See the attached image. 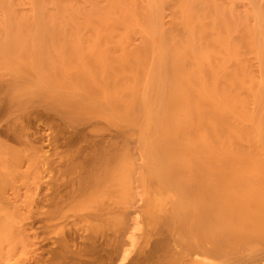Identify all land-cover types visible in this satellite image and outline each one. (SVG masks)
<instances>
[{
    "label": "bare ground",
    "instance_id": "1",
    "mask_svg": "<svg viewBox=\"0 0 264 264\" xmlns=\"http://www.w3.org/2000/svg\"><path fill=\"white\" fill-rule=\"evenodd\" d=\"M139 1L36 0L35 10L30 15L18 13L11 5L2 6L4 14L0 20V28H11L10 31L16 33L9 36L10 39L7 42L10 45L4 50L0 49V63L9 62L18 81L8 85L6 93L4 92V108L3 110L0 108V116L13 115L4 127L0 125L1 139L6 141L0 140V154H3L4 159L6 154L4 150L7 151L9 148L6 143L10 141L13 145L16 144L18 150L12 145L16 153L10 150V153L12 151L15 154H9L8 160L11 161L14 155L17 156V151L18 155L22 154V159H17V162L14 158L11 164L7 160L10 166H14L12 162L21 165L19 161L27 159L31 161L28 162L30 168L34 162L32 159L40 160L36 164H53V168L52 166L49 170L46 168L49 174L55 177L53 179L49 176V180H53L50 181L51 183L48 181L51 186L46 184L48 186L46 191H50V194L46 193L48 202L46 199L45 201L49 203L46 206L50 205L49 207L53 210L56 207L61 209V205L66 206L71 200L74 202L79 200L78 204L69 203L73 207L75 204L78 205H75L76 208L79 207L70 210L80 212L88 209L89 216H85L94 221L88 227L86 226L89 230L87 236L79 233L74 235L76 229L73 235L71 232L66 235L62 230L60 234L57 233L58 236L56 235V239L51 241V246L45 248L46 250L41 245L43 240L38 242L39 238H34L36 240L33 241V245L36 246L34 249L38 251L34 254L36 255L34 259L37 260L35 263L112 264L114 254L119 253L118 245L113 241L112 229L116 225L117 217L121 220L124 213L123 216H119L122 212L117 209L118 207L116 208L118 196L115 188L118 189V182L122 178L118 172L122 174L132 164L127 166L130 161L125 162L126 158L130 160L126 157L128 153H122L123 159L120 158L122 154L118 153L117 156L114 152L107 150V147H113V143L108 144L102 141L103 139L100 138L102 131L100 135L93 124L95 131L90 127L92 131L89 130L88 133L87 120H99L103 117L100 116V111L107 114L111 108L113 115L117 113L119 118L124 117L122 120L132 122L133 117L138 114L136 112L134 115L131 111L136 106H140L141 109L145 99L143 96L140 97L135 88L127 85L126 81L133 76L128 77L127 66L125 67V62L120 57L104 61L94 60L88 68L84 65L86 69H83L80 63L81 69L75 64L73 66L72 62L77 60L79 52L76 49V43L72 40L73 36L65 34L64 31L122 28L131 34L130 31L152 32L160 29L157 27L158 16ZM251 1L254 8L258 10V14L256 13L258 17L253 16L255 20L258 18V21L256 20L258 24L254 22L255 30L254 26H251L253 21L251 20V24L249 20H254L252 14H255L256 9L251 13L250 19L249 14H245L247 10L242 11L244 15L238 12L236 16L234 15L237 13H235L236 9H232V0H179L172 8V26L168 31L162 32L161 39L159 38L162 44L170 47L165 52L167 65L164 66V76L162 75L167 90L163 85L165 90L162 89L163 92L161 89L157 90L160 93L157 95L155 93L151 98L150 105L154 104L157 113L154 107V110L151 108L152 106H149L150 111L147 108L145 112H143L144 109L138 110L146 114L155 113L152 114L155 115V121L159 123V129L155 128L159 130V134L157 137L158 132H154L157 130H152L157 138L154 139L153 136L151 146L154 141L156 150L161 151L160 158L177 176L175 177L177 184L171 183L175 188L177 185L180 205L168 218L158 216L159 214L151 215V224L158 227L156 233L163 234L164 237L161 236V239L158 238L156 242L152 241L154 243L150 245V249L146 250L147 252L142 250V253L139 252L140 257L129 263L185 264L187 261L186 264H206L203 260H196V257H199L197 255H200V258L204 257L203 259L216 258L221 254L240 250L254 243L264 245V0ZM60 30L63 31L59 33ZM125 33L124 37L127 35ZM129 33V36L123 37L125 39V41L122 39L123 42H127V37H129L127 40L131 42ZM253 55L258 58L260 64L256 60L254 63L261 65L263 69V71L260 70L263 76L259 75L262 77L260 79L258 77L259 80L255 76L256 71L252 70L254 64L251 59H255ZM71 68L76 69L72 72ZM119 80L121 83L125 80V83L120 84ZM109 85H113V88L108 89L111 91L108 92L109 97H107L105 89ZM115 85L119 87L115 89ZM108 90L106 89V92ZM35 96L39 105L41 104L38 96H44L39 97L41 101L49 98L44 101L46 104L44 107L41 105L46 115L47 111L51 110L50 113L48 112V118L52 117V111H55L66 123L65 125L60 120L62 127L60 122L58 125L50 124L49 126L47 120V124H43V127L46 126L44 130L50 131V134L43 131L47 137L44 133H42L43 136L39 133L43 127L40 130L37 125L32 132H27L30 127L32 128V119L35 117L33 121L38 122L37 117L39 118V113H42L40 111L35 114L36 110L32 113L31 109L26 111L33 107ZM31 98L34 101H31ZM36 101L33 105L38 106ZM24 105L30 107L25 108ZM34 107L32 109L38 108ZM130 112L134 115H130L132 119H128L129 116H127ZM113 115L105 116H109V119L112 117L114 120L112 122L115 124L116 119ZM107 117L106 121L109 122ZM48 118L45 117V119ZM112 122L109 123L113 126ZM70 123L72 126L76 125L72 127ZM118 123L120 124V121ZM77 124L81 126L77 127ZM66 127L72 130H67ZM154 127L152 126V129ZM110 136L112 139L113 135ZM43 137L45 140L47 138V145L46 143L45 145L50 147L49 150L55 151L60 147L62 150L48 155L47 151L42 150L45 146ZM156 150L154 151L158 152ZM155 152L153 154H156ZM26 153L28 158L23 156ZM53 155L56 156V160H52L51 163L48 159L50 160L49 156ZM2 157L0 156V213L3 210L4 214L5 208L10 209L9 204L11 205V202L13 204V199L15 202L21 197L18 194L20 188L16 185L21 175H13L15 171L18 173L15 169H18L17 167L21 169V167L14 166V172L11 171L13 167L9 169L12 174L8 170L11 167L1 160ZM119 158L124 160H121L125 163L124 165L121 163V166ZM25 162L21 163L24 165ZM3 164L7 165L8 168L5 169L9 173L2 168ZM20 169L19 171L22 172ZM35 169L37 170L36 167ZM14 184L17 187H14ZM126 188L129 190L128 187ZM7 194L12 197L9 195L10 198ZM12 206L17 213L18 207ZM71 206L69 207L73 208ZM186 206H189V209ZM6 211L8 215V210ZM46 211H40L37 215L48 216ZM0 216L2 217V214ZM46 216L42 218L46 220ZM82 216L80 217L84 218V215ZM8 218L6 220H9ZM119 219L116 222L117 225L123 220L119 221ZM126 220H123L124 223ZM73 224L75 225V222ZM87 228H84V232ZM23 230L20 231L24 233ZM176 231L187 234L188 240L181 242L175 236ZM167 237L172 238L171 240L168 238V241ZM171 242L179 247L180 251L175 250L176 247ZM38 245H41L42 249ZM144 245L147 246L145 243ZM119 248L121 250L122 247ZM36 251L34 250L33 253ZM129 251H131L130 248ZM43 253L46 257H43Z\"/></svg>",
    "mask_w": 264,
    "mask_h": 264
},
{
    "label": "rangeland",
    "instance_id": "2",
    "mask_svg": "<svg viewBox=\"0 0 264 264\" xmlns=\"http://www.w3.org/2000/svg\"><path fill=\"white\" fill-rule=\"evenodd\" d=\"M178 1L179 0H140L139 1V3H142V5H147L155 13V15L158 16V24H157L158 26L157 27L160 29H157V30L152 31V32H150V31L149 32L130 31L132 34L131 35L126 30L125 31L127 33H125L124 29H122V28L121 29L120 28H116V29H114V28H97V29L96 28H88L87 29L86 28V29H80V30L74 29V30L64 31L65 34H69L70 36L71 35L73 36L72 40L74 41V43H76L75 44L76 49L79 52L78 56H77V60H74L72 62L73 63L72 65L78 66L77 68H79L82 65L83 69H86V68H84V65H85V67L88 68V66L91 65L94 60L98 59V60L104 61L105 59L110 60L112 58L120 57L121 59L124 60L125 67L127 66L126 71H127V73L129 72L128 77L133 76L131 79L129 78L131 81L129 79H128L129 81H126L127 85L129 84L133 88H135L137 90L138 94L140 95V97L143 96V98L145 99L144 101H146V102L143 101V104H141V105H143V107H141L142 110L144 109L143 112L146 111V108L150 111L149 106L150 107L152 106L151 108L154 107V104L150 105L151 101H152L151 100L152 96L155 95V93H156V95L159 94L160 91H159V93L157 92V90H159V89H161V92H163L162 91L163 85L165 88L166 83L164 82V78L162 77V75L164 74V69H165L164 66L167 65L165 52L170 47L165 46L164 43L162 44L160 39H161L162 32L168 31L170 29V27L172 26V23H171V21H172V16H171L172 15V8L174 5H176V3ZM236 2H237V0H236ZM251 2H252L251 0H238L237 5H236L234 3V0H232V5H233L232 9H234V10L236 9L235 13L237 12L234 15L237 16L238 12L242 13V11L247 10L249 12L247 13V11H246L245 14H249L248 16L250 19L251 13H253L255 11V9H256V12H254L255 14L258 11L257 8H254V4H252ZM35 4H36V0H0V20L4 14L2 6L11 5L15 8V10L18 13L24 14V15H28V14L30 15L35 10ZM234 4H235V6H234ZM252 9H253V11L251 12ZM242 14L244 15V13H242ZM242 14H239V15H242ZM255 14H252V18H254L255 16L258 17L257 16L258 13L256 15ZM255 18H254V20H255ZM251 20L253 21V24H252ZM254 20L250 19L249 21L252 24V25L251 24L250 25L252 27L254 26V30H255L254 22H256V20L258 21V18L255 21ZM249 21H248V25H249ZM256 23L258 24V22H256ZM10 29L11 28H0V49L4 50L5 47L10 45L9 42H7L10 39L9 36L14 35L16 33L14 31H10ZM62 31L63 30H60L59 33H61ZM132 32H135V33H132ZM20 33L25 34L26 32H20ZM124 33L127 35H128V33L130 34V41L131 42H129V39L127 40V38H129V37L126 38V41H127L126 43L123 42L122 39H124L127 36L126 35L124 37L123 36ZM124 41H125V39H124ZM253 57H255V59H251L253 64H254V67H252L254 69H252V70L256 71L255 74L257 73V75H255V74L254 75L258 79L259 75L263 76L262 72H260V70L263 71V69L260 67L261 65L259 66L260 63H259L258 58L254 55H253ZM249 60H250V56H249ZM254 60H256V62L259 64L254 63L255 62ZM77 63L78 64L80 63L81 65L80 64L78 65ZM159 68H161V69H159ZM74 69H76V68H74ZM74 69H72L71 71L74 72L73 71ZM79 69H81V68H79ZM162 69H163V71H162ZM159 71H160V73H159ZM254 71H253V73H254ZM16 77L17 76L13 72V69L10 67L9 62L6 61V62L0 63V104H1L0 108H2V110L4 108L3 106L5 105L4 98H5L6 88H8V85L10 83H12L14 81L15 82L18 81V80L16 81ZM161 78H163L162 82H161ZM260 78H262V77L260 76L259 79ZM123 82L125 83V80L122 81V83ZM119 83L122 84L120 82V80H119ZM119 85H115V89H117L119 87ZM108 87H110V88H108ZM108 87L106 88L107 90L111 89V87L113 88V85L112 86L109 85ZM166 88H167V86H166ZM106 89H105V93H106L107 97H109L108 92L111 91L112 89L108 90L107 92H106ZM165 89H163V90H165ZM52 95L56 96L55 94H52ZM39 97L43 98L44 96H38V99L40 100L39 101L40 104L44 107L46 105L44 101L48 100L49 98H47V99L44 98V100L41 101V99ZM35 98H37V97L35 96L33 99H35ZM33 99L31 98L30 100L34 101ZM35 101H36V99H35ZM35 101L33 102V104L35 103ZM37 102L38 101H36V104H38V106L33 105V104H32V106L33 107L36 106L38 108L32 109L33 107H31V108H28V110L26 109V111H29L31 109L30 111H32V113H34L33 111L36 110L35 114L42 111L41 105H39V103H37ZM41 102H43V104ZM48 102L49 101H47V103ZM28 104H29V102H28ZM25 105H24V107H25ZM24 107H22V108H24ZM27 107H25V108H27ZM106 108H109V106H106ZM136 108H137V110H136ZM154 108H155V112L157 113L156 107H154ZM154 108H153V110H154ZM37 109H38V111H37ZM109 109L110 110L106 109V110H108V113L107 112H105V113L112 116L113 114L111 112L113 110L111 108H109ZM138 109L140 111H142L140 109V106H136L134 108V110H136V111H134V110L131 111L134 115L138 114V115H136V117L134 115H132L131 112H130V114L128 113V115H127V116H129L128 119L131 118L130 115L135 117V119H134V117H133V119L131 118L132 122H126V120L125 121L122 120L124 117L121 119L117 116V113H116L115 115H113L114 116L113 118L116 119V123H115L116 125H115L112 122V121H114V120H112V117L109 119L108 118L109 116L108 117L105 116L107 114H104L102 110L99 113L100 116H103L101 118L102 120L99 118H98L99 120H97V119L87 120L89 129L87 130V128H86V130L88 133L92 130L95 131L94 129L97 127L99 133H100V131H102L101 132L102 137H100V138H102L103 140L102 139L101 140L108 142V144L113 143V147L111 146L112 149H110L111 147H109V148L107 147V150H109L110 152L111 151L114 152V154H117V156H118V153H119V155L122 153L123 154L128 153V155L126 154V157H129L130 160L128 158H126V159H128V161H126V159H125V162L130 161L129 164L127 163L128 164L127 166L132 164L131 166L127 167L129 169L128 170L125 169V171H123L124 170V166H123L122 171L124 173L122 172V174H120L121 172L120 171L118 172L120 177L122 175L120 182H118L119 185H117V182L115 184V186L116 185L118 186V189L115 188L116 192H117V196H118V198H117L118 203H116V208L118 207L117 209H119L122 213L118 212V210H117V212L121 214V215L119 214V216H123L122 214L124 213L123 217H125L124 219L125 220L127 219V220H126V223H124L125 221H123L124 219L122 217L121 218V220L123 219L122 223L119 222L117 225L116 222L119 219L117 217V221L115 222L116 225L114 226V229H112L113 234H112V232H111V234L113 235V238H114L113 241H114V243H116L118 245L117 250L119 251V253L117 252V254H114V257H113L114 260H113L112 264H132L129 262H131L133 259L135 260L138 257H140L139 254L142 253V250H145V252H147L146 250L150 249L151 248L150 245L152 246V243H154L152 241H154V240H155V242L158 241L157 239L163 235V234L160 235L159 233L158 234L156 233V229L158 227H157V225L153 226L151 224V222H150L151 215H156V214L158 215L159 214L158 216H164V218H168L171 216V214L173 212H175L174 210L177 209V206L180 205V203H179L180 202L179 190H177L178 189L177 185H176V188L174 186L175 184H177V182H176L177 180H175V179H177V178H175L177 176L174 175L175 174L174 172L172 173L171 168L164 163L165 161H163L162 158H160L159 154L161 151L159 152V149H157L158 152L154 151V150H156V147L153 144L154 141L152 143V145L154 147L151 146V142H152L151 140H153V136L156 134V133L153 134L152 130L153 131L157 130L154 132H158L159 131L158 130L159 129V125H158L159 123H158V121H155V115L152 114L154 112H152V113L149 112L150 115H148L149 114L148 112H147L148 114H146V113L140 112ZM153 110L151 109V111H153ZM49 111H51V110H49ZM49 111H47V115H46V112L44 109H43L42 113L41 112L40 113L43 114V112H44V114L48 118V112ZM109 111H110V113H109ZM40 113H39V115H40L39 118L37 117L38 122H37V120L33 121L35 117L34 118L31 117V119L33 118L32 119L33 124L34 123L35 124H34V126H33V124L31 125L32 128L31 127L29 128L30 130L27 131L28 133L32 132V129H35V127L37 125L40 130L43 129L41 132H39V133H41V135H42V133H44L43 131H45L46 133L48 132V134H50V131L44 130V129H46V128H44L46 126L43 127V124H47V122H48L49 126H50V124H52L54 126L56 124L58 125L59 122L61 123V121L63 122V119L61 120V118L59 117L60 115H58L59 113H55V111L54 112L52 111L53 115L49 114L50 116L52 115V117L49 116L52 119H50V118L45 119L46 116L44 114L41 115ZM54 114H56L57 117L54 116ZM12 116L9 114L8 115L5 114V116L2 117V115H1L0 116V117H2L0 119L1 120L0 125L2 124L1 127H4L6 125V123H8L9 120L12 118ZM42 116H45V117H42ZM100 116H97V117H100ZM116 116L119 119H117ZM153 116H154V119H153ZM106 117L110 120L109 121L110 123L111 122L113 123V126L108 121H106L107 120ZM157 119H158V117H157ZM117 120L120 121V124L118 123ZM87 121H85V122L87 123ZM123 121H124V123H121ZM127 121H129V120H127ZM89 122H90V124H89ZM84 123L82 124L83 126H84ZM64 124L66 125V123H64ZM71 124L72 123H70V125ZM60 125L62 127V123ZM75 125L76 124H74L73 126H75ZM80 126L81 125L78 126V124H77V127H80ZM92 126L95 128H93ZM152 126L153 127L155 126L154 129H152ZM90 127H92L93 129L91 130ZM155 128H158V129H155ZM66 129H67V127H66ZM67 130H72V129L69 128ZM46 133H44L45 137H47ZM99 133H98V135H99ZM101 133H100V135H101ZM158 134H159V132L156 134L157 137H158ZM110 135H113L112 139H110L111 138ZM45 137H43L44 140H45ZM155 137L156 136H154V139H155ZM0 140H1V142H6L3 138L1 139V136H0ZM46 140H47V138H46ZM46 140L44 141L43 145H45V143L47 145ZM61 140L62 139H60V142H62ZM106 142L105 143L103 142V143L107 145ZM9 143H11V142L8 141L6 143V145L8 144L7 146L9 147L8 148L9 150L7 149V151H9V152L7 154V151L4 150V153L6 152L4 159L2 157L3 154H0V156L2 157L1 160L5 161V163L7 165H9V163L6 162L8 160V158L10 157L9 154L12 153V155H13L16 153L14 151V149L16 148V144L14 143L15 145H13L12 143L11 144H9ZM46 145L43 147L42 150L47 151L48 155L49 154L51 155L53 153L54 154L58 153V152H60V150H62V149H60L61 147L55 151L52 149L49 150L50 147H47ZM36 146L37 145H35V147ZM152 147H153V149H152ZM263 147H264V145H263ZM123 148H125V149H123ZM151 149L156 154H153ZM10 150H12L15 153H13L12 151L10 153ZM128 150H129V152H128ZM148 150H149V152H148ZM1 152H2V150H1ZM18 153L19 152L17 151L18 157L16 155H14V157L11 156L12 157L11 161L13 158H14L15 162H17V159H22V157H21L22 154L20 156V154L18 155ZM28 153H29V151H28ZM28 153L24 154L23 156L25 158H28L27 157ZM123 154L121 155L120 158H123L122 157ZM6 156H7V159H6ZM15 157H17V158L15 159ZM24 157H23V159H24ZM34 157L37 159V157L35 155H34ZM34 157H32V158H34ZM49 158H50V160L48 159V161H50V162L52 160H54V161L56 160L55 155L49 156ZM120 158H119V160H120ZM123 159H121V160H123ZM8 161H10V160H8ZM11 161H10V164H11ZM25 161L20 160L19 163L21 165H18V163L15 164V162H12L13 163L12 165H14L15 167H17V165L21 167V169L19 167H17L18 169H15V170H18L17 171L18 173H16V171L14 170V166L9 165V167H11V168H8V167H6L7 166L6 164L5 165L3 164L4 166L2 167L7 173H9V171H10L9 169H12V167H13V169L11 171L12 172L15 171L16 174L15 173L13 174L11 171L10 172L13 175H17V174L21 175V176H19V178L22 182L19 179H17L18 184H16V185L20 188V190L18 188L19 191L18 190H16V191H18L19 192L18 194L21 196L19 198L17 197L18 199H17V201H15L17 203L15 204L14 199H13V204H12V202H11V205L9 204L10 209H9V207H6L7 204H6V206L3 205V207L4 206L6 207L5 212L3 214V210H2L0 213V215L2 214V217L0 216V225H1V228H0V264H39V263H35V261L37 262V260L34 259L36 256L34 254L38 253V251H36V249H34V248H36V246L33 245V243L36 241V240H34V238H36V237L39 238V239H37L38 242H40L39 240H41V241L43 240L41 242L42 244L41 243L40 244L44 247L43 249L46 250L48 246H51L50 245L51 241L56 239V237L58 236V234H60V232L62 230H63L62 232L63 233L65 232L64 234H66V235L70 234L69 232H71V234L73 235V233L75 232L74 235H76V233H79L82 236L85 234H86L85 236H87L88 232H89L87 227L90 223L94 222L90 217H88L89 216L88 215L89 214L88 209L87 210L83 209L80 212L78 210H76L78 212H76L75 210L71 211L72 209L76 208V206H78L77 201H79V200H77V201L75 200V202H74V200H71V201L67 202L68 205H66L67 203L65 204L66 206L61 205V207H60L61 209H58V207H56L57 209L55 208V210H53V208L51 209L49 207L50 205L46 206L49 204V203H47L48 198L46 199V197L48 196L47 195L48 193L50 194V191L48 190L49 191L48 192L46 190H47L48 186H51V185H49L51 183L50 181H53V180H49L50 177H53V176H51V174H49V171H47V169L49 170L50 166H52V168L54 166H53V164L49 165L50 163L47 164V165H49L48 167L46 164L43 165V163L42 164H40V163L36 164L40 160L35 161V159L34 160L32 159V162L33 161L34 162L30 168V163H28V162H31V161L28 159ZM123 161H121L120 164L122 163L124 165L125 163ZM21 162H23V163L25 162V164L23 165ZM122 164H121V166H122ZM35 167L37 168V170L35 169ZM119 167H117V168H119ZM152 167H154L155 169L154 168L152 169ZM5 168L6 169L8 168L9 171L6 170ZM125 168H126V166H125ZM19 169L22 172H20ZM126 170H127V172L129 171L128 172L129 174L126 172ZM20 173H22V174H20ZM116 176H118V174ZM127 176L129 179L127 178ZM22 177H23V179H21ZM54 178L55 177H53V179ZM173 180L175 183L173 182ZM15 181H16V179H15ZM18 181H20V182H18ZM118 181H119V179H118ZM20 183H22V184H20ZM23 183H24V185H23ZM47 183H48V186L46 185ZM128 183H129V185H128ZM16 185L14 187H17ZM46 186H47V188H46ZM126 187H128L129 190ZM117 190H119V191H117ZM126 190L129 193H127ZM9 192L12 194L11 191H9ZM9 192H7V193H9ZM116 192H115V194H116ZM32 193L34 195H32ZM18 194H16V196ZM9 195L7 194V196H9ZM10 196L12 197V195H10ZM13 196L15 198L14 194H13ZM25 196H27V197H25ZM45 199L47 202L45 201ZM11 201H12V199H11ZM44 201L47 204L44 203ZM69 203H71L72 205H73V203H77V204H75L76 206L74 205V207H73V206H71V204L69 205ZM12 205L18 207L16 209L17 213H15V210H14L15 207H13ZM44 206H46V207H44ZM62 206H64L63 208H65V209H63ZM69 206H71L73 208H70ZM68 207H69V209H68ZM186 207L189 209V206H186ZM12 208H13V211H11ZM46 208H47V211H46ZM78 208H76V209H78ZM6 210H8V215H11V213H12L13 216L9 217L8 215H6L7 214ZM50 210H51V212H50ZM40 211L41 212L46 211L45 213H47L48 216H46V214H43V216H46V220L44 218H42L43 216L41 217L40 214L37 215V213H40ZM49 213H50V215H49ZM125 214H127V216H125ZM36 215H37V217H36ZM82 215H84V218H81V217H83ZM85 215H88V216H85ZM5 216H6V218H5ZM38 216H40L41 218ZM11 217H13V218H11ZM2 218H4V219H2ZM7 218L9 220L10 219L11 220L10 221L6 220ZM83 219H85L84 222H83ZM78 220H81V221H78ZM121 220L119 219V221H121ZM132 220H134V221L132 222ZM14 221H15V223H14ZM72 222L73 223L75 222V225ZM81 222H83V223H81ZM5 223H6V225L7 224L8 225L6 226ZM78 223H80V224H78ZM14 225H15V228H14ZM83 225H84V227H83ZM64 226H66L65 229H64ZM116 227H117V229H115ZM119 227H122V228H119ZM124 227H126V229H124ZM84 228L85 229L87 228V231L85 230V232H84ZM19 229L20 230L24 229L23 230L24 233H22V231H20ZM68 229H69V231H67ZM70 230H72V231H70ZM1 232H3V233H1ZM13 236H14V238H13ZM175 236L181 242H185L188 240L187 234L179 233L178 231H176ZM162 237H164V236H162ZM168 238H170V240H171L172 237H167L166 239L168 240ZM144 243L147 244V246H145ZM171 244L175 246V244H173V242H171ZM41 245L40 246L38 245V247H40V249H42ZM124 246L128 247V248L126 249ZM119 247H122L121 250ZM129 248L131 251H129ZM178 248L179 247H176L175 250L176 249L178 250ZM173 249H174V247H173ZM34 250L36 252L33 253ZM172 251H174V250H172ZM178 251H180V250H178ZM139 252H141V253H139ZM43 255H44L43 257H46L45 253H43ZM197 256H199V257H196V260H198V259H199V261L203 260V262H205L206 264H264V245L254 243L251 246L249 245V246L244 247L243 249H240V250L236 249V250L227 252L225 254H221L220 256H216V258L210 257L209 259H203L204 257L200 258V255H197ZM193 258H194V256H193ZM186 262H185V264H186Z\"/></svg>",
    "mask_w": 264,
    "mask_h": 264
}]
</instances>
